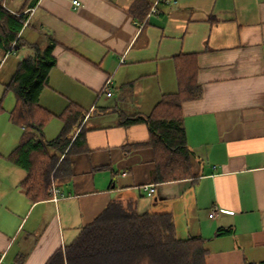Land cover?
Returning a JSON list of instances; mask_svg holds the SVG:
<instances>
[{"label": "crops", "instance_id": "0c3cea01", "mask_svg": "<svg viewBox=\"0 0 264 264\" xmlns=\"http://www.w3.org/2000/svg\"><path fill=\"white\" fill-rule=\"evenodd\" d=\"M73 1L39 0L25 36L51 48L40 104L56 117L70 102L88 113L81 152L58 200L32 201L25 172L8 160L22 131L11 109L0 114V264H46L112 201L171 213L180 239L205 240L207 264H264V0ZM192 54L202 96L182 110L204 176L156 185L153 150L133 147L148 141L147 126L122 123L177 92L175 58ZM9 59L0 75L8 67L11 81L19 60L5 68Z\"/></svg>", "mask_w": 264, "mask_h": 264}, {"label": "trees", "instance_id": "16d2710c", "mask_svg": "<svg viewBox=\"0 0 264 264\" xmlns=\"http://www.w3.org/2000/svg\"><path fill=\"white\" fill-rule=\"evenodd\" d=\"M5 3L6 0H0V58L10 50L17 56L23 49L32 51L19 60L4 90L5 94L12 92L15 96L16 104L9 119L22 131L20 143L8 160L25 172L22 187L37 202L50 199L51 189L71 177V158L81 152L88 113L70 102L57 116L63 121L59 135L53 140L43 137L45 127L56 117L39 102L54 62L50 58L51 48L41 51L39 45H29L25 36L31 26L26 11L39 0H26L18 12L9 10ZM175 71L177 92L164 94L150 114L126 118L122 123L147 126L148 141L133 147L153 150L152 180L156 185L182 180L197 182L204 176L203 161L188 146L182 110L183 103L202 96L196 80V55L175 58ZM4 112L0 101V114ZM229 233L232 230L220 229L217 236ZM207 255L204 239L178 237L171 213L139 215L134 205L112 201L84 226L73 243L58 249L46 264H207Z\"/></svg>", "mask_w": 264, "mask_h": 264}, {"label": "rangeland", "instance_id": "374dc122", "mask_svg": "<svg viewBox=\"0 0 264 264\" xmlns=\"http://www.w3.org/2000/svg\"><path fill=\"white\" fill-rule=\"evenodd\" d=\"M8 3L10 4V6L12 5L14 7H17L19 5L22 6L25 3V0H8ZM26 56H27V53L26 52L21 51V52H19V55L18 56H16V54L14 52L13 54L8 55V57L6 59L4 58L5 56L3 58H0V62H2L1 65L3 66L4 63L7 61V59L10 58L9 61H8V63L5 66V68H6L8 66V64H10L11 62L21 60V59L25 58ZM7 68L0 75V101H2V106L4 107L5 111H9V109L12 110L14 108L13 106H14L15 101H16L15 96H14V94L12 92H8L7 94L4 93L5 85L7 83H9L8 81H10L9 80L10 78L8 79L9 73H8V71H6ZM49 124H48L49 127H48V125L45 127V139L46 140H53L61 132V130L63 128V121L60 118L58 119L57 117H54L50 121Z\"/></svg>", "mask_w": 264, "mask_h": 264}, {"label": "built area", "instance_id": "2783aa9c", "mask_svg": "<svg viewBox=\"0 0 264 264\" xmlns=\"http://www.w3.org/2000/svg\"><path fill=\"white\" fill-rule=\"evenodd\" d=\"M159 1H163V0H158L157 2ZM168 1V0H167ZM72 5L75 6L76 8H80L81 7V3L78 2L77 0H74L72 2ZM157 7V3L155 4L154 8L152 11H155V8ZM31 11V14L34 12V9L30 10ZM15 46V44L12 46V48ZM12 53V50L8 51L7 54L5 55V59L8 57V55H10ZM2 62H0V66H1ZM110 81H107L106 82V85H105V88H104V93L107 94V96H111L112 95V88L110 86ZM86 118H88V115L86 116ZM144 190L147 194L148 197H151L154 195L156 189H155V185L153 184H150V185H146L144 187ZM50 194L52 195L54 201H57L58 200V197L61 196V191L57 188V187H53L50 191ZM217 209L215 210H212L209 217L210 218H213L216 214H217Z\"/></svg>", "mask_w": 264, "mask_h": 264}]
</instances>
